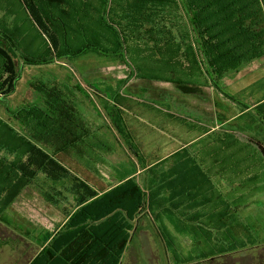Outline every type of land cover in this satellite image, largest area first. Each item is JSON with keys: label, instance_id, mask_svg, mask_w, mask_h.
<instances>
[{"label": "trees", "instance_id": "obj_1", "mask_svg": "<svg viewBox=\"0 0 264 264\" xmlns=\"http://www.w3.org/2000/svg\"><path fill=\"white\" fill-rule=\"evenodd\" d=\"M48 1L46 0L45 3L44 0H21L24 9L30 11L54 46V54L51 49L45 51L43 56L22 55L17 51L18 38L15 35L26 20L32 21V17L20 16L12 19L10 14L2 15L5 4L0 1V37L7 44L5 46L0 43L1 99L9 97L15 90L18 76L14 69L13 58L16 54L26 65L48 64L55 60L73 61L90 52L116 56L143 78L177 84L185 93L198 91L203 86H211L222 91L220 81L224 77L236 74L252 61L264 56V0H173L175 8L169 6L170 9L164 10L159 7L147 9L143 6V2L145 5L148 0H142V32L139 31V19H136L134 26L137 31L134 37L142 42L136 45L126 44V35L116 28L113 48H103L101 42H97L89 35H83L82 38L85 39L82 41L80 35L72 28H53L56 31L54 33L44 28L45 22L57 24V19L48 12L50 5ZM132 9L134 11L138 9L137 1H133ZM41 28L34 31L42 36ZM160 43H163V46ZM31 85L37 91L36 101L22 104L17 108L5 105L8 118L0 115V223L4 226H10L11 221L18 223L20 220L26 221L24 217L18 215L15 219L11 210L13 201L27 186L38 188L40 194L53 204L59 202L57 197L61 193L54 192L58 186L65 184L88 186L82 178L70 171L73 163L66 155L73 156L75 151L79 150L97 149L89 142L92 137L97 138L98 134L89 127L84 117L86 115L83 116L76 111L71 96L76 92L71 86L55 78L53 81L37 80ZM74 88L79 92L83 90L81 86ZM121 88L122 83L111 93L113 105L103 103L106 116L114 114L117 116V111L118 116L113 122L122 116L119 106H125L120 100ZM109 106L113 108V112L109 111ZM148 108L147 111L150 112ZM251 114L249 115L254 125L253 130L259 126L257 130L264 136L262 134L264 103L255 106ZM121 126L118 123L117 127L120 131ZM256 143L261 154L257 163L258 176H250L251 173L254 175V171H251L249 158L243 157L240 160L238 156L235 159L228 156V190L241 185L248 191L256 184L259 186L264 184V146L260 141ZM147 157L142 155V168H150L152 164ZM84 176L89 180L93 179L88 174ZM95 184L102 190L108 187ZM46 186L54 190H43ZM138 187L135 178H131L118 185L116 189L106 191L98 200L81 207L80 210L78 209L80 212H75L70 217L68 224L74 225V221L78 220V225H81L84 251L82 264H121L129 239L128 230H132L133 225L130 221L110 220L115 210L121 208L127 210L124 203ZM144 190L146 189L142 187L141 207L142 215L145 214L146 217V197L151 201L152 193ZM96 194L95 190L82 194L78 202H85ZM205 197L207 198L206 195ZM211 199L214 203L218 202L217 195H212ZM237 202L228 197L226 208L208 211L204 216L211 220L212 225L219 222L221 228H225L227 232L231 228L234 230L237 226H242L241 234L249 233L251 227L248 224L244 221H233L238 220ZM161 211L168 215L169 212H173L170 209ZM137 215V210H132L130 213L131 219ZM170 218L174 219V215ZM227 219L234 224L225 221ZM14 225L16 228H21L20 225ZM256 243L242 240L240 248L248 249ZM229 246H231L229 251L239 249L235 245ZM40 256L34 259L32 264H53L51 257L43 262ZM214 259L215 257L209 255L186 257L179 258L176 264L197 262L205 264V261L212 262ZM259 264L264 263L260 261Z\"/></svg>", "mask_w": 264, "mask_h": 264}, {"label": "crops", "instance_id": "obj_2", "mask_svg": "<svg viewBox=\"0 0 264 264\" xmlns=\"http://www.w3.org/2000/svg\"><path fill=\"white\" fill-rule=\"evenodd\" d=\"M0 1L5 4L2 8V15L10 14L12 19L20 16L27 17V12L21 0ZM44 1L46 3V0ZM133 1H138V9L135 11H132ZM48 3H50L49 14L57 19V24L52 25L45 22L50 32L54 31L53 28H72L81 38L83 35H89L97 42H101L103 48H113L114 30L117 28L126 35V44L136 45L142 42L139 38L135 39L134 37L137 33L134 27L136 19H139V31L142 32V0H49ZM111 7H115V10L112 11ZM30 23L31 28H34V23L32 21ZM57 32L59 33L60 30ZM83 39L85 38L81 40L83 41ZM81 40L80 42H82ZM160 45L163 46V43H160ZM261 59L262 57L252 61L249 65ZM249 65L243 67L234 75L224 77L220 81L221 87L225 79H234ZM131 71L130 80L135 77L142 78V75L136 74V71ZM85 76L88 75H82L83 80L87 79ZM116 81L122 83V88L119 91L120 96L122 98L132 97L124 91L128 79L126 81L125 79L123 81L121 79L114 80V84H110L106 90L96 89L92 85L93 89L89 90L83 81H81V87L89 92L92 97L96 95L103 103L107 102L111 106L114 103L111 100V93L117 86H121V84H116ZM250 86L251 84L248 87ZM248 87L246 84L245 88ZM211 88L215 89L214 87ZM216 91L232 98L242 108L239 114L232 117L234 120H239L247 115L248 119L252 121L249 114L255 110V106L264 103V94L254 100L252 104H249L241 102L233 96V94L237 95L238 91L232 94L224 90ZM139 96L138 98L142 97V95ZM138 101L145 104L142 99H138ZM75 108L81 115H86L84 117L88 121L89 127L94 133L98 134L97 138L92 137L89 142L97 149L79 150L75 151L73 156L66 155L73 163V168L71 167L70 171L77 177L82 178L88 186H71L67 184L58 186L54 191L61 193L57 197L59 200L57 204L46 200L40 194L38 188L25 187L24 189L32 188L35 194L43 199L50 217L47 215L41 221H24V226L21 228L14 227V224L20 225L22 221L7 226L9 229L2 234L0 243L2 244L1 251L6 253L5 260L9 264H32L33 260L40 255L43 262L51 257L53 264H82L84 251L81 225H78V220L74 221V225L68 224V220L75 212H80L81 207L90 205L92 201L98 200L106 191L116 189L118 185L131 178H135L139 187L127 197L124 203L127 210L125 211L122 208L115 210L114 216L110 220L130 221L133 225V229L128 230L129 239L121 264L129 246L141 241L142 221L139 220L142 215V187L146 189L145 192L152 190L151 192L156 196L154 204H160L159 209L182 210L188 208V206L202 208L204 200L193 199L192 195H217L221 208L223 206L226 208L228 191L238 193L243 189L240 185L228 190V156H232L233 159L238 156L240 160L243 157L249 158L251 171H254V175L251 173L250 176L257 177L259 174L257 163L261 154L256 141H260L264 146V136L262 135L263 137L260 138L257 129L253 130V133L250 129L245 130L242 128L243 126L231 125L227 120L220 121L217 116L216 118L204 115L186 117V115L170 110L169 114L173 116L171 127L168 126L170 132L165 133L167 125L163 119L164 110L160 107L151 106L149 108L150 112L147 111V108H142V132L139 133L138 129L133 130L125 124L123 116L118 117L116 122H113V119L117 116L115 114L106 116L103 111V109L105 110L104 105L102 107L105 115L103 119L95 116L94 109H91L81 97L75 102ZM119 108L121 109V115H124L125 106H119ZM112 110L113 108L110 107L109 111ZM147 113L151 115L149 118ZM103 114L101 113V115ZM118 123H123L121 131L117 127ZM148 130L153 136L151 138V140H154L153 144L151 140L150 142L148 140V144L146 143V132ZM243 134L247 135L243 136ZM163 141H167L171 147L165 153H160ZM98 155L101 157H98ZM142 155L144 157L148 156L147 159L152 162L150 168H142L140 165ZM166 163H169V165H166ZM68 166L70 167V165ZM235 171L237 172V170ZM85 174L92 176L93 179L89 180L84 176ZM95 183L107 185L108 187L102 190ZM43 190L50 191L54 189L46 186ZM93 190L97 192L96 196L89 197L85 202H78V198L82 194L93 192ZM132 210L138 211L137 217L133 216V219L130 217ZM79 216H82L81 213ZM238 219L240 218L238 217ZM90 253L92 254V251Z\"/></svg>", "mask_w": 264, "mask_h": 264}, {"label": "rangeland", "instance_id": "obj_3", "mask_svg": "<svg viewBox=\"0 0 264 264\" xmlns=\"http://www.w3.org/2000/svg\"><path fill=\"white\" fill-rule=\"evenodd\" d=\"M143 6H146L147 9H158L159 7L162 10L170 9V7L175 8L173 0H148L145 5L143 2ZM110 9L113 11L115 7H111ZM26 12L29 18L32 17L31 20L34 23V28H31V23L26 20L20 31L16 32L17 35L15 36L18 38L17 51L22 55L43 56L45 55V51L53 49L54 54V46L46 37V33L43 32L45 30L36 23L28 9ZM39 27L43 32L42 36L36 34L34 31L40 30ZM44 28H48L45 23ZM51 32L54 33L53 30ZM0 43L7 46L1 37ZM22 61V58L18 54L13 58L14 69L18 76L17 84L13 94L7 98H0V115L5 118H8L5 105L17 108L22 104L36 101L37 91L31 85L33 82L37 80L53 81L55 78L67 83L75 90L76 94H71L74 103L81 97L91 109H94L95 116L103 119L105 116L103 111L105 114L107 113L104 109L102 111V100L96 95L92 97L84 89L79 92L74 87L81 86V81H83L89 90L93 89L91 85L96 87V89L101 90L102 88L106 90L110 84H114V80L121 79L123 81L124 79H128L129 81L126 83L124 91L132 97L120 98L125 104V114L122 116L125 124L129 125L133 130L138 129L139 133L142 132V108L151 106L160 107V109L164 110L163 119L167 125L165 133L170 132L168 126L171 127V119L173 117L169 114L170 110L181 115H186V117L204 115L216 118L217 116L218 120H227L231 125L234 124L237 127L243 126L242 128L245 130L250 129L253 131L254 128L253 123L248 119L247 115H244L239 120H234L232 117L239 114L242 108L232 98H228L223 93L211 88V86H203L198 91L185 93L177 84L162 82L159 79L135 77L130 80L132 67L124 64L116 56H105L91 52L73 61L55 60L52 63L42 65H26ZM82 75H88L85 76L87 79L83 80ZM116 84L121 83L116 81ZM246 84L247 87L249 84L251 86L246 89ZM222 89L231 94L238 91L237 95L233 94L234 97H237L241 102L252 104L254 100L264 94V57L260 61L249 65L234 79H225ZM139 95H142V97L138 98L140 97ZM134 96L142 99L145 104L138 101ZM116 114L118 116L117 111ZM147 116L149 118L151 115L147 113ZM231 118L232 120H230ZM111 125L115 127L114 124L111 123ZM256 128L259 129V126ZM257 133L260 138L263 137L259 132ZM146 134V143L148 144V140L150 142L153 136L149 130ZM245 135L247 134H243V136ZM151 143H154L153 139ZM170 147L171 145L167 141H163L160 153H165ZM140 165L142 166V163ZM166 165H169V163H166ZM245 190L242 189L238 193H232L229 190L226 196L227 199L229 197L238 201L236 205L237 217L240 219L233 221H244L251 227L250 232L244 233V235L241 234V232L243 233L242 226H237L234 230L231 228L227 232L225 228H221L219 222H216V225H212L210 223L211 220L204 216L208 211L221 208L219 202H212V195H206L207 198L205 195H192L193 199L204 200L202 208H193L187 205L188 208L182 209L184 212L182 210H170L173 212H169L168 215L158 208L160 204H156L157 206L154 204L156 196L151 192L152 190H147L152 193V196L151 201L146 197L147 204L145 210L147 211L146 217H149L151 220L146 218L145 214L140 216L139 221H142V217L144 219L141 227V241L129 246L122 264H176L179 258H195L207 255L215 257V259L212 262L205 261V264H236V262H239V264H259L260 261L264 263V184L261 186L257 184V186L249 188L248 191ZM11 213L14 215V218L18 215L24 217L26 221H41L47 215L50 217L43 199L37 196L34 190L29 187L24 189L15 198L12 203ZM173 215L174 219L170 218ZM225 221L230 220L227 219ZM14 222L11 221L10 225H13ZM21 223L20 227H23L24 221ZM230 224L234 223L230 221ZM5 230L4 227L3 233L7 232ZM242 240L257 243L248 249L242 250L240 248ZM229 245H235L239 249L229 251L228 249L231 247ZM1 246L2 244L0 243V264H9L5 260L6 253L1 251Z\"/></svg>", "mask_w": 264, "mask_h": 264}, {"label": "flooded vegetation", "instance_id": "obj_4", "mask_svg": "<svg viewBox=\"0 0 264 264\" xmlns=\"http://www.w3.org/2000/svg\"><path fill=\"white\" fill-rule=\"evenodd\" d=\"M7 226L1 225V223H0V239H1V236L3 234V228L5 227V229H6L5 231H8V227ZM236 264H239V262H236Z\"/></svg>", "mask_w": 264, "mask_h": 264}]
</instances>
